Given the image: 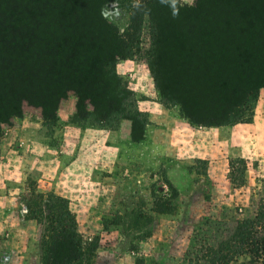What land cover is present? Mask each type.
Here are the masks:
<instances>
[{
  "label": "rangeland",
  "instance_id": "obj_1",
  "mask_svg": "<svg viewBox=\"0 0 264 264\" xmlns=\"http://www.w3.org/2000/svg\"><path fill=\"white\" fill-rule=\"evenodd\" d=\"M235 1L177 0L174 14L160 0H0V264H40L44 217L57 199L63 201L57 210L67 207L83 241L95 244L93 264H181L205 223L225 221L232 229L236 221L256 218L264 185L246 191L245 204L210 205L205 167L197 163L199 181L190 172L192 183L174 188L165 163L144 155L140 143L130 144L126 128L112 138L125 120L78 116L75 89L60 87L72 71L67 61L86 65L117 45L124 56L109 69L138 111L139 100L161 101V84L187 105L198 91L204 93L197 95L199 104L234 95L242 100L264 83V23L251 27ZM201 31L211 35L197 51H204L200 67L182 60L188 76L178 79L183 70L171 65L185 55L171 59L170 40L184 33L197 41ZM104 88L93 74L78 89ZM251 92L246 103L237 102L246 110L230 122L251 117ZM94 103L109 105L110 99L97 93ZM50 108L53 117L45 119Z\"/></svg>",
  "mask_w": 264,
  "mask_h": 264
},
{
  "label": "trees",
  "instance_id": "obj_2",
  "mask_svg": "<svg viewBox=\"0 0 264 264\" xmlns=\"http://www.w3.org/2000/svg\"><path fill=\"white\" fill-rule=\"evenodd\" d=\"M234 7H236L240 17L246 20L251 27L257 22L264 23V0H236ZM254 14L255 17H253ZM239 31L244 32L242 30ZM179 35L170 40V43H173L171 52L175 54L171 59L179 58L183 54L185 56L181 57L180 61H173L171 66L175 72H178L176 70L178 69L177 66H181L183 74L177 75L178 79L183 80L188 76V66L186 65H197L200 67L198 62L201 58H204V51H197L199 48L204 50L206 43L204 36H210L211 33L209 31H201L197 41L188 39L184 33ZM116 46L114 45L112 48L102 51V55L99 52V48L97 50L99 53L95 54L96 57L90 58L86 65H73V61H67L66 69H71L73 72H67L69 75L65 77L60 87L63 89H68L69 87L75 89L78 97V116L95 114L100 117V122L104 119L110 120L111 117V119L120 118L119 121L129 120L131 122V141L138 143L143 139L144 129L148 123L147 116L146 113L134 109L127 101V98L124 97V94L132 95L131 92L127 90L121 92L120 87L116 86L115 72L109 67L110 64L115 62L116 58L124 56L120 51H116ZM189 58L192 59L191 63ZM182 60L186 64L187 70L183 66ZM76 74L79 79L69 81L71 78H76ZM93 74H97L100 79H103L106 84L105 90L89 92L78 89L84 82H92ZM223 82L226 84L225 81ZM263 84L260 81L254 90H251L254 91L252 110L257 101L259 90L261 88L264 90ZM163 86L161 84L157 88L160 93L161 103L166 106L178 105L181 115L193 124L205 126L237 124L249 122L252 118L253 114L247 120L230 122L232 115H238L241 111L246 110L247 105L237 104V102L246 103L250 94L253 93L251 91L247 92L242 100L240 95L237 97L234 95L229 100L223 98L220 104L214 102L199 104L197 95L204 96V93L203 91H198L191 98L189 105H187L186 102L173 97L174 91L170 89L169 85L167 87ZM237 92L239 91L237 90ZM97 93L110 99V104L95 105L94 96ZM85 101H88L93 106L92 113L86 111ZM53 113V108L45 110L44 118L52 119ZM112 130L116 131V128ZM54 201L55 203H52L53 205L47 216L44 217L47 224L46 235L42 242L40 264H93L96 251L95 244L83 241L77 231L74 216L65 206L62 207V210H57V203L63 202L61 199ZM236 223V226L232 229L225 221H214L211 226L205 223V229L200 231L202 236L199 237V241H195L194 236L191 238L181 264H264V205H261L254 220L236 221ZM197 242H199L198 245H196ZM239 258L243 259L241 263H238Z\"/></svg>",
  "mask_w": 264,
  "mask_h": 264
},
{
  "label": "crops",
  "instance_id": "obj_3",
  "mask_svg": "<svg viewBox=\"0 0 264 264\" xmlns=\"http://www.w3.org/2000/svg\"><path fill=\"white\" fill-rule=\"evenodd\" d=\"M138 105L148 121L138 143L147 149L144 155L147 152L148 157L165 163L167 180L174 188H181V181H192L187 179L190 172L197 175L194 170L197 163L205 167L204 188L210 205L245 204L248 201L245 192L264 185L263 89L251 120L237 124H193L181 115L178 105L166 106L151 99L139 100ZM125 121L119 132L112 131V138H120L119 133L126 128V140L137 144L130 138L131 122ZM176 174L180 177L176 178ZM196 178L199 181L198 175Z\"/></svg>",
  "mask_w": 264,
  "mask_h": 264
},
{
  "label": "clouds",
  "instance_id": "obj_4",
  "mask_svg": "<svg viewBox=\"0 0 264 264\" xmlns=\"http://www.w3.org/2000/svg\"><path fill=\"white\" fill-rule=\"evenodd\" d=\"M160 3L162 4H167L170 7H172L174 9V14H175V9L177 7V0H160ZM145 11H150L149 9H147V7L145 6Z\"/></svg>",
  "mask_w": 264,
  "mask_h": 264
}]
</instances>
